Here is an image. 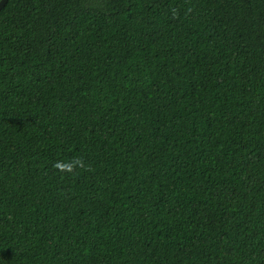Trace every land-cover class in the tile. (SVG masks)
<instances>
[{
  "label": "trees",
  "instance_id": "1",
  "mask_svg": "<svg viewBox=\"0 0 264 264\" xmlns=\"http://www.w3.org/2000/svg\"><path fill=\"white\" fill-rule=\"evenodd\" d=\"M0 264H264V0H7Z\"/></svg>",
  "mask_w": 264,
  "mask_h": 264
},
{
  "label": "water",
  "instance_id": "2",
  "mask_svg": "<svg viewBox=\"0 0 264 264\" xmlns=\"http://www.w3.org/2000/svg\"><path fill=\"white\" fill-rule=\"evenodd\" d=\"M7 0H0V9L5 5Z\"/></svg>",
  "mask_w": 264,
  "mask_h": 264
},
{
  "label": "clouds",
  "instance_id": "3",
  "mask_svg": "<svg viewBox=\"0 0 264 264\" xmlns=\"http://www.w3.org/2000/svg\"><path fill=\"white\" fill-rule=\"evenodd\" d=\"M57 167H66V166H63V165H59V164H58ZM69 170H70V168H69Z\"/></svg>",
  "mask_w": 264,
  "mask_h": 264
}]
</instances>
